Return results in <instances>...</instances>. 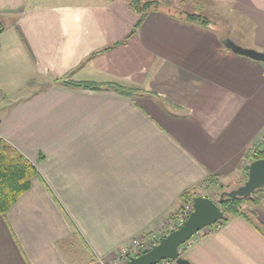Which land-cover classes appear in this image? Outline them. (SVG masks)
Here are the masks:
<instances>
[{
    "label": "crops",
    "instance_id": "0c3cea01",
    "mask_svg": "<svg viewBox=\"0 0 264 264\" xmlns=\"http://www.w3.org/2000/svg\"><path fill=\"white\" fill-rule=\"evenodd\" d=\"M196 2L220 29L154 9L109 47L138 18L127 0H0V137L38 171L0 214V264L106 261L184 190L241 184L264 140V62L224 40L264 51V0ZM183 253L264 264V236L234 216Z\"/></svg>",
    "mask_w": 264,
    "mask_h": 264
},
{
    "label": "trees",
    "instance_id": "16d2710c",
    "mask_svg": "<svg viewBox=\"0 0 264 264\" xmlns=\"http://www.w3.org/2000/svg\"><path fill=\"white\" fill-rule=\"evenodd\" d=\"M127 3L129 8L137 14L138 18L132 28L129 30V32L125 35V37L120 41H116L113 45L109 47L118 44H125L140 26L145 16L151 10L164 9L160 8L161 6H159L160 4L157 0H127ZM166 11H170V7H167ZM173 12L181 19H185L191 22H198L203 25L209 24V20L201 14L195 12H188L183 9H177V11ZM64 83L69 86H83L93 88L97 87V85H93V83L88 82L65 81ZM263 155L264 144L256 147V150L252 153H249V155H246V158L250 157V160L252 161L254 159L262 157ZM247 170L248 165H245V177L240 182H243L246 179ZM37 174L38 171L35 165L21 151L11 145L4 138L0 137V214L4 215L5 212L17 201L19 196L29 189V187L31 186V179ZM218 186L222 190L220 191L221 194V192L224 191V185L219 184ZM263 186L255 189L253 192H251L249 196L238 195L235 197H228L224 195L222 198H220L219 194L216 200L213 198V200L219 205V207L223 211V217L217 220L214 224L209 225L203 228L202 230L198 231L187 242L181 245L180 254L182 249L185 250V248L190 244V241L192 239L206 237L213 231L227 224V222L234 216L243 217L261 235L264 236V224L258 219L256 212L253 211L254 208H258L264 211V203L259 197H256V193L261 190ZM198 194V191L195 189L184 190L178 197L179 206L177 211L170 215L169 218L175 219L182 212L183 205L188 202H192V198ZM181 255L185 257L184 253H182ZM167 260H162L160 262ZM92 264L100 263L97 261V259H93Z\"/></svg>",
    "mask_w": 264,
    "mask_h": 264
},
{
    "label": "water",
    "instance_id": "95a60500",
    "mask_svg": "<svg viewBox=\"0 0 264 264\" xmlns=\"http://www.w3.org/2000/svg\"><path fill=\"white\" fill-rule=\"evenodd\" d=\"M224 44L234 53L246 56L250 59L264 62V51L251 47H245L234 42L228 36ZM264 185V155L250 161L247 176L243 183L237 187L223 191L228 197L249 196L255 189ZM193 209L181 224L162 236L146 251L137 255H129L121 264H158L162 260L171 259L177 264H190L189 260L180 254V247L194 234L203 228L214 224L223 217V211L219 205L210 197L195 195L192 198Z\"/></svg>",
    "mask_w": 264,
    "mask_h": 264
},
{
    "label": "built area",
    "instance_id": "2783aa9c",
    "mask_svg": "<svg viewBox=\"0 0 264 264\" xmlns=\"http://www.w3.org/2000/svg\"><path fill=\"white\" fill-rule=\"evenodd\" d=\"M255 150L256 146H252L250 148V153L254 152ZM192 209V202L184 204L182 212L175 219L167 218L164 223L160 224L157 228L151 230L150 232L135 235L130 240L128 247L121 249L116 257L106 261L99 259L98 262L100 264H121L128 258L129 255H137L146 251L153 244L157 243L162 236L166 235L172 229L178 227L181 222L187 218Z\"/></svg>",
    "mask_w": 264,
    "mask_h": 264
},
{
    "label": "rangeland",
    "instance_id": "374dc122",
    "mask_svg": "<svg viewBox=\"0 0 264 264\" xmlns=\"http://www.w3.org/2000/svg\"><path fill=\"white\" fill-rule=\"evenodd\" d=\"M159 2V6H161L160 8H164V10H167V7H170L171 11H177V9H185L188 12H195L198 14H201L202 16L206 17L208 20L209 18L214 19L215 21L213 22L214 27L216 28H221L222 26L218 25L216 19L219 18L218 14L212 15L210 13V9H212L209 6H200V4H198L196 1L197 0H157ZM169 3L173 4L172 6H169ZM209 17V18H208ZM264 144V141H263ZM239 181L235 180L229 185H224V191H228L231 190L235 187L238 186ZM243 183V182H241ZM206 192L209 196H211L212 198H214L216 200L217 196H219L220 191H222L220 189V187L218 185H212V186H208L206 189ZM262 192L264 193V186L262 187L261 190H259L256 193V197H259L261 199V195ZM262 201V200H261ZM184 252V249H182L181 254ZM79 253V252H78ZM76 253V254H78Z\"/></svg>",
    "mask_w": 264,
    "mask_h": 264
}]
</instances>
